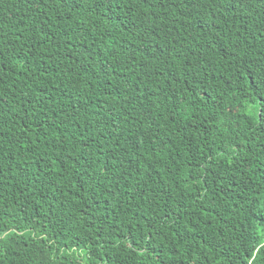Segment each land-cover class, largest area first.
<instances>
[{
  "label": "trees",
  "instance_id": "1",
  "mask_svg": "<svg viewBox=\"0 0 264 264\" xmlns=\"http://www.w3.org/2000/svg\"><path fill=\"white\" fill-rule=\"evenodd\" d=\"M0 264H264V0H0Z\"/></svg>",
  "mask_w": 264,
  "mask_h": 264
}]
</instances>
